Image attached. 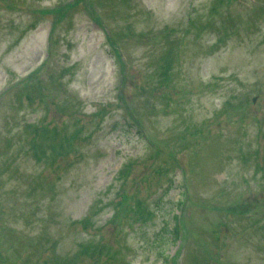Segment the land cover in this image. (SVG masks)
Instances as JSON below:
<instances>
[{
    "label": "rangeland",
    "instance_id": "374dc122",
    "mask_svg": "<svg viewBox=\"0 0 264 264\" xmlns=\"http://www.w3.org/2000/svg\"><path fill=\"white\" fill-rule=\"evenodd\" d=\"M0 264H264V0H0Z\"/></svg>",
    "mask_w": 264,
    "mask_h": 264
},
{
    "label": "trees",
    "instance_id": "16d2710c",
    "mask_svg": "<svg viewBox=\"0 0 264 264\" xmlns=\"http://www.w3.org/2000/svg\"><path fill=\"white\" fill-rule=\"evenodd\" d=\"M164 233L166 234L168 239L171 241H178L179 240V222H178V217L176 215L174 216L173 226L171 227V229H169V230L167 229ZM167 237H165V238H167ZM164 258L166 259V257H164Z\"/></svg>",
    "mask_w": 264,
    "mask_h": 264
}]
</instances>
